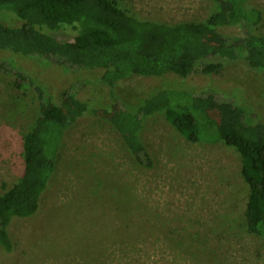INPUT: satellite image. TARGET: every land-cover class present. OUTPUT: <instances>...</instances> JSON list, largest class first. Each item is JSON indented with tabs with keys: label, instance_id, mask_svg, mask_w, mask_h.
<instances>
[{
	"label": "rangeland",
	"instance_id": "rangeland-1",
	"mask_svg": "<svg viewBox=\"0 0 264 264\" xmlns=\"http://www.w3.org/2000/svg\"><path fill=\"white\" fill-rule=\"evenodd\" d=\"M117 1L131 16L162 26L202 21L215 5L214 0ZM249 3L262 11L255 31L264 35V0ZM0 21L22 23L6 13H0ZM217 31L242 34L232 25ZM50 33L72 40L76 31L66 26ZM205 42L194 40L189 47L194 66L186 78L173 73L132 76L116 84L115 94L135 106L152 95L161 103L159 93L165 87L212 88L220 99L241 106L246 118L263 122L264 70L243 60L227 61L220 71L205 75L204 64L220 61L207 52ZM22 62L58 104L71 83L102 73L70 72L32 59ZM14 80L0 72V192L21 174L23 137L40 109L35 96L15 87ZM79 97L109 101L110 111L98 108L68 127L40 208L31 217L11 221L12 246L0 244V264H264V237L246 227L248 190L236 149L223 142L189 141L155 111L140 132L153 158V166L144 168L133 161L114 125L119 104L112 101L109 87L89 84ZM210 114L218 120L235 115L227 106Z\"/></svg>",
	"mask_w": 264,
	"mask_h": 264
},
{
	"label": "trees",
	"instance_id": "trees-1",
	"mask_svg": "<svg viewBox=\"0 0 264 264\" xmlns=\"http://www.w3.org/2000/svg\"><path fill=\"white\" fill-rule=\"evenodd\" d=\"M214 4L213 13L202 21L162 26L131 16L117 0H0V13L22 21L19 25L0 21V72L14 76L15 87L31 92L40 106L23 137L21 174L11 187L0 192V244L5 249L12 246L8 232L11 221L38 212L41 193L55 171L68 127L76 118L92 115L98 108L110 111L109 101L99 104L79 97L89 84L109 87L112 101L119 104L114 125L139 166H153L140 132L146 117L155 111L162 112L189 141L223 142L236 149L248 190L246 227L264 237V121L246 118L241 106L220 99L212 88L193 91L165 87L159 93L161 103H156L152 95L135 106L115 94L116 84L132 76L173 73L186 78L194 66L188 52L194 40L205 39L207 52L220 58L203 65L205 75L220 71L227 61L243 60L252 68L264 70V35L255 31L262 11L249 0H214ZM221 25L237 26L242 34L219 33L217 27ZM66 26L76 31L72 40H61L50 33ZM23 59L54 64L70 72L101 69L102 73L71 83L58 104L21 65ZM224 106L234 110V118L218 120L210 114Z\"/></svg>",
	"mask_w": 264,
	"mask_h": 264
}]
</instances>
